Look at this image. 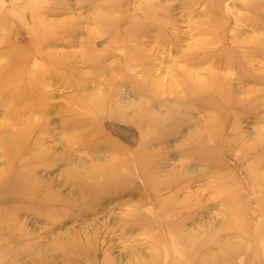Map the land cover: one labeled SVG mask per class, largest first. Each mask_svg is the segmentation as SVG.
Segmentation results:
<instances>
[{"label":"rangeland","instance_id":"1","mask_svg":"<svg viewBox=\"0 0 264 264\" xmlns=\"http://www.w3.org/2000/svg\"><path fill=\"white\" fill-rule=\"evenodd\" d=\"M258 263L264 0H0V264Z\"/></svg>","mask_w":264,"mask_h":264},{"label":"bare ground","instance_id":"2","mask_svg":"<svg viewBox=\"0 0 264 264\" xmlns=\"http://www.w3.org/2000/svg\"><path fill=\"white\" fill-rule=\"evenodd\" d=\"M119 23H120V21L111 24L110 25V30H112V31L114 30L116 32L117 30H116L115 27ZM137 35H139V28L138 29H134V32L130 31L128 33V37L130 39H133V41L136 43V45L134 47H129L128 45L124 47V52H125L126 56L123 58L124 62L122 63L124 70H128L130 73H132L133 77L138 76V74L140 73L141 67L146 62V59L144 58L143 54L141 53L140 47L138 46V43H137V40H136ZM117 37L115 38V42H117ZM121 40H122V38H121ZM20 68L21 69H19L18 73H21L23 71L22 66ZM152 82H153V80L151 81V83ZM180 84L177 83V85H180ZM151 85H152V89L156 91L157 90V86L155 84H151ZM203 92L204 91H202L201 93H203ZM140 95H142V97H146V96L149 97L148 95L142 94V93H140ZM94 107H95V109H98V108H100V105L97 104ZM94 107H92L91 109L93 110ZM107 172L106 173H104V172L101 173L100 176L103 177V178H110L109 176L115 175V172L113 170H111V171L107 170Z\"/></svg>","mask_w":264,"mask_h":264}]
</instances>
